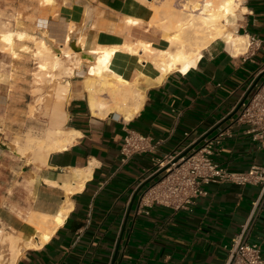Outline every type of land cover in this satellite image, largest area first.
I'll return each instance as SVG.
<instances>
[{"label":"crops","instance_id":"1","mask_svg":"<svg viewBox=\"0 0 264 264\" xmlns=\"http://www.w3.org/2000/svg\"><path fill=\"white\" fill-rule=\"evenodd\" d=\"M11 2L26 17V21L17 17V31L27 33L21 26L35 24L55 37L58 47L62 21L68 28L71 24L73 37L81 32L85 53L125 42L161 46L160 33L150 22L151 0ZM234 14L230 16L233 34L248 43L254 36L264 44V0H241ZM127 17L137 18L138 23H130ZM23 46L16 45L17 56ZM200 51L184 72L173 70L157 78L150 62L137 57L142 53L139 50L123 75L141 89L144 100L128 119L117 111L92 114L82 85L89 59H83L81 71L66 78L70 83L66 93L64 85L55 87L49 107L46 129L65 130L69 143L45 158L34 154L33 159L23 156L26 152L14 151L18 157L7 154L0 143V230L19 237L23 250L13 264L225 263L231 240L258 195L257 187L208 183L202 186L204 195L178 209L141 204V193L149 183L133 198L146 180L145 172L152 168V159L191 145L212 130L235 109L264 64L261 50L247 45L234 54L232 44L221 38ZM236 115L207 136L214 137L230 126L214 147L213 158L233 170L264 165V138L255 139L245 125L232 124ZM128 129L161 143L154 152L134 155L122 163L119 150ZM18 146L22 149L27 144L23 141ZM63 211V221L55 226V215ZM247 239L259 245L264 258V199L249 222ZM24 241L37 242L39 247L26 246Z\"/></svg>","mask_w":264,"mask_h":264},{"label":"bare ground","instance_id":"2","mask_svg":"<svg viewBox=\"0 0 264 264\" xmlns=\"http://www.w3.org/2000/svg\"><path fill=\"white\" fill-rule=\"evenodd\" d=\"M240 1L241 0H178L176 1L177 3H174L175 0H160L159 2L151 0V4L154 8L150 22L160 33L161 46L155 47L149 42L136 41L134 43L125 42L121 45L97 46L93 50H86L88 54L91 55V59H89V62L87 61L86 70L88 73L86 72L87 74L82 85L88 92L86 94H88V105L92 114L104 116L111 111H117L128 119L139 111L138 109L141 107V103L144 100L140 92L141 89L139 90L134 82L127 80L123 75L131 59L133 56L136 58L139 50H141L142 53L137 57L139 59H146L150 62L151 66L155 69L157 78H161L166 73L173 70L184 72L191 64L195 55L200 53L202 48L208 46L212 40L217 38L224 39V41L226 40L232 44L234 54L240 53L242 50L244 51L248 45L247 39L242 36L234 35L232 29H230L232 25L234 26V24L230 22V16L239 8ZM153 3L157 4L154 5ZM127 19L130 23H138V19H135V17H127ZM19 22L17 17L15 22H11V24H8L10 23L9 21L0 22V51L7 52L12 57H17L15 51L16 45L19 44H17V42L20 39L29 38V34L27 35V33L19 32L14 28V26L19 25ZM62 22L60 24L61 31H59L62 34L60 38L63 41V46L54 49L52 44L53 41L57 39L44 29L41 31L38 40L35 41L37 46L32 51L33 59L42 62L45 60L48 61L47 67L40 71L42 75L48 73L50 75H55L53 72L56 70L58 62L74 58L75 52L69 49L66 45L67 42H65V38H68L69 33L72 31V27L70 23L68 28V26L62 24ZM73 24L74 23H72V25ZM63 33L66 34L65 38H63ZM48 42L51 44H48ZM78 45L81 47L84 46V40L80 39ZM82 58V55H80L79 63L81 65L83 63L85 64ZM84 59L87 58L84 57ZM42 62L40 63L41 65H43ZM110 77H114V79L110 80ZM157 80L156 81L159 82V79ZM69 84L67 80L65 85L62 86V90L65 93L66 87L69 86ZM66 133L65 130L59 128H49L46 129V132L42 136L27 137L26 148L23 147L24 149H21L19 146L15 145L13 149L22 155L27 151L26 149H31L33 147L39 158H45L50 151L62 149L69 143ZM65 214L66 211H63L55 215L53 220L55 221V226L63 221ZM51 230L52 228L47 233H51ZM18 238L19 237H15L10 233H5V231L0 230V264H13L19 252L21 253L22 249H20L21 246L19 247L18 245ZM41 238L45 241L48 235ZM24 242L26 246L30 245L34 247L33 245H37V242L33 245H31L30 242ZM40 242L41 244L43 243L42 241ZM37 246L39 247V244ZM27 248H29V246Z\"/></svg>","mask_w":264,"mask_h":264},{"label":"built area","instance_id":"3","mask_svg":"<svg viewBox=\"0 0 264 264\" xmlns=\"http://www.w3.org/2000/svg\"><path fill=\"white\" fill-rule=\"evenodd\" d=\"M248 47L261 50L264 56V44L256 37L250 38ZM262 71L264 64L257 74ZM255 79L251 80L249 87ZM232 124L245 125L247 132L252 133L255 139L264 138V74L241 103ZM229 127L219 130L214 137L203 138L198 146L186 154L183 151L190 144L152 159V168L145 172L146 179L161 168L164 170L146 186L141 193L140 203H156L178 209L192 204L197 196L204 195L202 186L208 183L255 186L258 195L251 203L246 222L231 240L224 264H264L259 245L247 239L249 222L257 214L264 199V165L252 164L244 170H233L215 161L214 147L228 134ZM160 143V140L149 135L128 129L120 145V160L124 163L134 155L152 153Z\"/></svg>","mask_w":264,"mask_h":264},{"label":"rangeland","instance_id":"4","mask_svg":"<svg viewBox=\"0 0 264 264\" xmlns=\"http://www.w3.org/2000/svg\"><path fill=\"white\" fill-rule=\"evenodd\" d=\"M155 1L159 2L160 0ZM176 1L178 0H175L174 3H177ZM16 17L26 21V17L15 9V5L11 0H0V22L9 21L8 24H11V22H15ZM21 29L32 35L19 43L24 45V49L19 50L21 55L12 60L0 53V143L5 146L3 152L16 157L18 155L15 154L13 149L15 145H22L23 141L27 144V137H39L46 132L45 129L49 126V107L54 96L55 87L65 85L68 80L66 78L73 75L75 70L81 71L83 65L79 63L81 53L75 52L74 58L58 62L56 70L53 72L55 75L49 73L42 75L40 71L47 67L48 61L42 62L33 59L32 51L36 48L35 41L38 40L43 29L35 24L29 27H25V24H23ZM71 33H73V30L68 35L69 39L65 38L66 34L63 33V38L66 39L65 42L70 41ZM80 39L84 40L81 32L75 37L77 45ZM61 43L59 47L64 45L63 41ZM67 43L66 45L69 47ZM48 44L51 43L48 42ZM52 45L54 49H57L58 45L54 41ZM69 49L71 48L69 47ZM41 62L43 65L40 64ZM109 79L113 80L114 77ZM32 148L24 154L28 159H33V155H36V150Z\"/></svg>","mask_w":264,"mask_h":264},{"label":"water","instance_id":"5","mask_svg":"<svg viewBox=\"0 0 264 264\" xmlns=\"http://www.w3.org/2000/svg\"><path fill=\"white\" fill-rule=\"evenodd\" d=\"M68 46L74 51V52H79L81 53L82 57L84 58H88L91 59V55H89L88 53H85L82 49V47L80 45H77L75 37H71L70 41H68ZM264 74V71H262L261 73H259V75L256 77V79L253 81V83L250 85V87L247 89V91L245 92V94L243 95V97L241 98V100L239 101L238 105L235 107V109L227 116L225 117L220 123H218L212 130L208 131L207 133H205L203 136H201L199 139H197L195 142H193L191 145H189L184 151L183 154L188 153L191 149H193L194 147L198 146V144L201 142V140L205 137H207L213 130H215L216 128H218L224 121H226L227 119L231 118L239 109L241 103L248 97L249 93L251 92V90L255 87V85L257 84V82L259 81V79L262 77V75ZM164 168H161L160 170H158L156 173H154L153 175H151L149 178H147L145 181H143L135 190L134 194H133V198L137 195V193L140 191V189L144 186H146L149 182L153 181L155 178H157L162 172H163Z\"/></svg>","mask_w":264,"mask_h":264}]
</instances>
